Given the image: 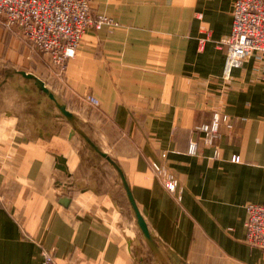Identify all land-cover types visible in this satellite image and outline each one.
I'll list each match as a JSON object with an SVG mask.
<instances>
[{"label": "crops", "instance_id": "obj_1", "mask_svg": "<svg viewBox=\"0 0 264 264\" xmlns=\"http://www.w3.org/2000/svg\"><path fill=\"white\" fill-rule=\"evenodd\" d=\"M88 1L116 27L87 31L62 75L0 18V264H42L44 252L58 264H264L244 227L245 207L264 203V61L221 78L234 0ZM20 71L73 125L41 127L50 102ZM214 113L231 127L208 144L195 127ZM89 142L121 170L155 255ZM153 163L176 178L174 193Z\"/></svg>", "mask_w": 264, "mask_h": 264}, {"label": "built area", "instance_id": "obj_2", "mask_svg": "<svg viewBox=\"0 0 264 264\" xmlns=\"http://www.w3.org/2000/svg\"><path fill=\"white\" fill-rule=\"evenodd\" d=\"M231 17L230 35L221 41L226 46L221 74L224 81H228L232 70L241 67L250 56L264 61V0H234ZM0 18L7 28L16 31L45 57L58 75L65 73L87 31L116 27L112 19L93 14L88 0H0ZM88 101L99 106L92 96ZM221 123L231 127L227 115L214 113L210 124L195 127V131L204 133L205 142L212 144L218 137ZM187 152L195 154L194 142L189 143ZM232 161L238 163L239 158L234 157ZM151 169L169 193L176 191L178 182L173 175L159 164H151ZM245 212V243L264 251V203L248 204ZM42 264L58 263L53 254L44 252Z\"/></svg>", "mask_w": 264, "mask_h": 264}, {"label": "water", "instance_id": "obj_3", "mask_svg": "<svg viewBox=\"0 0 264 264\" xmlns=\"http://www.w3.org/2000/svg\"><path fill=\"white\" fill-rule=\"evenodd\" d=\"M17 75L21 76L22 78L26 79V80H30L34 82V85L37 89L38 92L43 93L44 96L47 98V100L53 104V106L56 108L58 115L63 117L65 119L66 122H69L73 125L74 121H75V117L73 116V114H71L64 105H61L57 98L55 97V95L44 85V83L36 78L35 76H33L30 73H25L23 71L20 72H16ZM74 126H73V130H74ZM73 133V132H72ZM83 137V136H82ZM84 141H86L88 143V140L83 137ZM89 145L92 147V149L99 154L103 159H105L107 161V163L110 164V166L115 169V171L117 172V174L120 177V181L121 184L123 186V189L125 191L126 194V198L127 201L129 203L131 212L133 214L136 226L138 227L140 234L142 235V238L145 242V244L148 246V248L150 249V251L155 255L157 253V247L155 245L154 242V238L151 235V233L148 230L147 224L145 223L144 219L142 218L135 202L134 199L132 197V194L130 192L129 186L121 172V170L119 169V167L113 162V160L104 152L100 151L99 149H97V147L93 144H91L89 142ZM60 171L65 172L66 169L64 167H57Z\"/></svg>", "mask_w": 264, "mask_h": 264}, {"label": "trees", "instance_id": "obj_4", "mask_svg": "<svg viewBox=\"0 0 264 264\" xmlns=\"http://www.w3.org/2000/svg\"><path fill=\"white\" fill-rule=\"evenodd\" d=\"M5 75L7 76V77H11V76H13V72H10V71H5ZM38 96H43V94L42 93H40L39 92V94H38ZM38 100V97L36 98V101ZM0 104H1V101H0ZM50 109H49V111H47L46 113H45V117H44V121L42 122V124H41V127H43L44 129H50V128H52V129H54V132H57L58 131V128L60 129V124H59V122H61V121H64V122H66L65 121V119L63 118V117H61V116H58V113L56 112V116H55V119H59V120H54V122H52L53 124H51V122L50 121H52L51 120V118L49 117V115H50V111L51 110H55L56 111V108L53 106V104L52 103H50ZM18 105H14V108H16ZM33 113V112H32ZM48 113V114H47ZM35 114V113H34ZM67 124H71V123H69V122H66ZM69 178V177H68ZM116 181L118 182V184H120V177H119V175L116 173ZM120 186V188L122 189V186L121 185H119ZM128 207H129V205H128ZM130 211V210H129ZM132 213H131V211H130V215H131ZM147 249H148V247H147ZM150 249H148V252L151 254V252L149 251Z\"/></svg>", "mask_w": 264, "mask_h": 264}, {"label": "rangeland", "instance_id": "obj_5", "mask_svg": "<svg viewBox=\"0 0 264 264\" xmlns=\"http://www.w3.org/2000/svg\"><path fill=\"white\" fill-rule=\"evenodd\" d=\"M19 38V37H18ZM21 38V37H20ZM38 54V53H37ZM40 55V54H39ZM20 66L22 67V68H26V66L24 65V64H22V63H20ZM60 124V123H59Z\"/></svg>", "mask_w": 264, "mask_h": 264}]
</instances>
